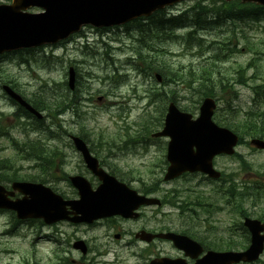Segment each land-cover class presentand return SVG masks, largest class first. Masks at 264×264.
<instances>
[{
    "label": "rangeland",
    "instance_id": "1",
    "mask_svg": "<svg viewBox=\"0 0 264 264\" xmlns=\"http://www.w3.org/2000/svg\"><path fill=\"white\" fill-rule=\"evenodd\" d=\"M219 4L220 2H215V5ZM193 5L194 2H182L166 11L178 15ZM203 5L212 6L209 1L204 2ZM128 27L130 28L128 31L121 28L103 33L87 28L80 38L76 37L71 42L40 47L31 54L23 52L22 56L9 54L5 58H0V113L4 112V116L9 118L7 122L5 121L8 134L16 140H23L26 137L25 133L20 132L25 125L17 129L14 122L10 121L15 107L3 96L2 83L15 85L17 90L27 96L38 93L46 87L51 94L56 96L66 94L71 100L70 105H65L69 110L61 115L59 112L61 108L50 113L44 110L41 114L44 126L59 136L66 132L60 140H64L62 147L73 165L79 163V158L74 150L67 146L66 139L69 134H82L96 151L101 149L106 151L109 144H114L116 147L113 148L114 157L111 162L124 172L132 171V175L141 180L155 178L162 180L164 140H153L143 131V124L147 130L154 128L155 118L158 117V108L156 105H149L148 96L153 89L160 90L162 87L154 80V73H148L135 61L134 53L137 45L132 39V25ZM184 32L185 30H178L176 34L180 36ZM200 34L205 39V43L200 48L192 47L187 50L181 40H174L158 46L156 44L160 50L157 53L170 68L175 69L179 66L197 64L210 55L204 47L211 46L212 41L220 42L217 55L225 58L216 64V68L226 80L220 87L226 86L218 90L216 98L220 97V100L217 103L218 108L214 113L213 122L219 125L218 122L223 120L231 123H236L238 120L245 121L246 112L256 108L253 104V90L259 87L264 89V18L258 23L251 22L247 18L233 23L226 21L213 29L201 31ZM70 66L76 71L73 92H69L67 87V69ZM240 76L243 81L238 80ZM240 82L244 84H239ZM183 95L188 98L184 89L178 96L183 98ZM183 99L180 104L184 105L187 99ZM167 104L166 101L165 106ZM258 105L261 107L258 109L259 112L264 111V103ZM191 115L196 118L198 111ZM27 122L29 124L30 120ZM28 127L30 128V125ZM242 135L244 141L250 139L249 135ZM29 137L45 138L44 143L49 141L44 132L30 133ZM236 151L243 156L244 162L249 167L246 174L239 168L237 160L227 157H218L214 160L216 169L225 173H237L235 182L239 183L238 188L242 179L247 181L245 179L247 175L252 176L249 181L257 179L263 182L264 151H254L244 145L239 146ZM0 157H10L13 165L19 168V173H32L26 169L25 161L14 158V151L5 137H0ZM65 171L70 173L75 169L67 168ZM57 186H60L59 181ZM161 186L164 194H168L173 189H182L191 192L193 196L200 193L208 196L213 194L214 188L200 175L182 177ZM257 189L252 192L243 211L250 217L261 218L264 221V184H260ZM239 196L235 194L233 199ZM177 199L181 202L183 198ZM215 199H217L216 194L211 201ZM250 201L259 204L252 206ZM223 204L224 199H218L220 211L213 213V216L204 213V207L197 209L198 216L192 218H187L180 208H172L168 205L159 210L153 207L151 211L154 222L158 220L157 224L180 231L199 224L198 234L194 233L198 238L205 235L208 241L222 244L230 237L234 244L238 236L242 235L237 226V222L242 219H238L236 214L227 215L229 209ZM147 214H150L149 211ZM9 220L8 214H0V264H19L25 261L27 264H32L29 260L36 264H50L46 254L52 251L53 245L48 243L46 237L53 235V228L30 224L28 227H19L13 234H7ZM226 247H229L228 243L218 249L240 250V248ZM164 250L165 253L173 254L168 246L164 247ZM260 264H264V254Z\"/></svg>",
    "mask_w": 264,
    "mask_h": 264
},
{
    "label": "water",
    "instance_id": "2",
    "mask_svg": "<svg viewBox=\"0 0 264 264\" xmlns=\"http://www.w3.org/2000/svg\"><path fill=\"white\" fill-rule=\"evenodd\" d=\"M183 1L197 0H12L10 5H0V55L41 45L55 44L78 32L84 25L106 28L127 24L140 17H150L156 11ZM204 1V0H200ZM230 2L233 0H223ZM242 4L251 3L264 7V0H239ZM37 7L44 12L29 14L25 11ZM160 81V77H156ZM68 85L74 87V72L69 69ZM5 93L37 119L41 115L33 110L10 88L3 87ZM215 102L211 98L202 101L199 115L192 119L190 114L169 103L162 130L154 138L169 139L166 160L169 163L165 181L178 177L184 172H200L211 179L219 178L212 167V160L220 154L230 155L237 144V137L212 122ZM75 147L82 154L88 168L99 177L101 185L92 191L81 177H72V185L78 190L77 201L64 202L60 196L41 184L13 183L12 189L23 195L21 201L11 202L0 186V209L11 210L17 219H42L46 224L67 220L74 224L91 223L94 220L111 216L130 217L138 205H159L156 199H144L129 191L124 185L97 167L85 144L78 137H71ZM257 149H264V142L251 141ZM69 207V210L66 208ZM250 234L249 247L243 252H207L195 264H239L252 263L259 258L264 248V225L257 220H244ZM170 239L177 249L186 255L196 256L201 248L190 239L174 235H162ZM83 248V242H78ZM162 264H173L164 259Z\"/></svg>",
    "mask_w": 264,
    "mask_h": 264
},
{
    "label": "trees",
    "instance_id": "3",
    "mask_svg": "<svg viewBox=\"0 0 264 264\" xmlns=\"http://www.w3.org/2000/svg\"><path fill=\"white\" fill-rule=\"evenodd\" d=\"M215 2V0L210 2L212 6L203 5L200 2L194 3L191 8L178 15H171L161 11L147 19V22H137L134 25L135 33L133 39L135 40L134 44L136 43L137 45L134 53L135 61L141 64L148 73H158L162 78V88L160 90L153 89L148 96L149 105L153 104L158 108V117L155 118L154 128L147 130V127L143 124V131L146 132L147 137L162 127L166 101L175 103L184 112L194 113L198 110L203 98H216L219 88L223 89L226 86L220 87L226 80L216 68V64L225 58L217 55L218 50H220V42L212 41L211 46L204 47L210 55H207L206 58H203L197 64L179 66L175 69L170 68L160 57L159 53H157L160 50L156 47V44L158 46L166 41L181 40L187 50L192 47L200 48L205 43V39L200 36L201 31L213 29L216 25L226 21L233 23L236 20H245L247 18L251 22L258 23L264 18V8L261 7L253 5L242 6L237 2L215 5ZM178 30H185V32L183 35L178 36L176 34ZM249 46L251 47L250 44ZM238 80L243 81L244 79L240 76ZM239 84L244 83L240 82ZM182 89L188 96L186 98L183 95V98L187 99V103L184 105L180 104L183 98L178 96ZM41 91L44 92L30 96L28 99V102L36 110H47L48 113L59 108L62 109L61 111L65 110V105L68 102L67 97H52L47 88H42ZM255 93L258 94V91ZM217 99L219 101L220 97ZM17 112L26 118H31L23 109L18 108ZM149 122L151 123V121ZM34 124L38 130L41 129L45 133L46 137H62L47 131V127L43 125V122H34ZM218 124L250 137L264 139L263 112L257 113L252 110L246 113L245 121L238 120L236 123H231L223 120L218 122ZM82 137L84 136L82 135ZM35 148L36 145H23L17 149L22 152V155L25 153L24 156H33ZM39 178L37 175H19L10 159L0 158V183L3 181H35ZM227 240L232 243L231 238ZM228 241L222 245H227ZM240 245L243 247L244 242Z\"/></svg>",
    "mask_w": 264,
    "mask_h": 264
},
{
    "label": "flooded vegetation",
    "instance_id": "4",
    "mask_svg": "<svg viewBox=\"0 0 264 264\" xmlns=\"http://www.w3.org/2000/svg\"><path fill=\"white\" fill-rule=\"evenodd\" d=\"M56 140H49L48 143H56ZM57 145V144H55ZM90 149V143L87 144ZM102 146V145H98ZM106 151L102 149L97 151L101 154H95L92 149L90 153L95 156L100 162V167L107 171L108 174L116 177L120 182L125 183L131 190H135L138 195L150 198L160 196L163 193V188L153 187L151 181L141 180L132 171L125 174L120 172L114 165L109 164V161L114 157V144L108 145ZM61 153L54 156H48L49 162L57 161L54 170L56 176L50 170L44 172L50 178L49 184L56 186L59 194L66 200L76 199L77 191L70 185L69 177L71 175H80L88 180L92 189L98 187V180L90 174L86 166L83 164L81 157L78 155L79 163L73 165L68 159L64 149L57 148ZM36 169L41 167V162H36ZM48 165V169H51ZM67 168H74L75 171L68 173ZM59 181L60 186H57ZM19 196H15L18 198ZM160 207L166 206L168 203L163 196V201L160 199ZM157 208V209H158ZM153 206H140L137 210V218L124 219L121 217H112L94 221L91 224L72 225L70 223H59L52 225L53 235L46 237L48 243L53 245L52 251H49L46 256L50 264H152L163 258L184 259L182 252L176 250L170 241L158 237L160 234L174 232L179 233L177 229H171L161 224L154 222ZM149 211L150 214H147ZM37 224L39 227L42 223L36 221L7 222L8 228L6 233H14L19 227ZM37 240V239H36ZM83 241L85 252L75 250L74 244L77 241ZM169 247L173 254L165 253L164 247ZM204 250H207L203 247ZM16 254L15 252H13ZM33 254V253H32ZM186 264H193L195 261L186 258ZM32 264H36L29 260ZM10 264V263H9ZM27 264V262L19 263Z\"/></svg>",
    "mask_w": 264,
    "mask_h": 264
},
{
    "label": "bare ground",
    "instance_id": "5",
    "mask_svg": "<svg viewBox=\"0 0 264 264\" xmlns=\"http://www.w3.org/2000/svg\"><path fill=\"white\" fill-rule=\"evenodd\" d=\"M45 161H49L47 158L44 159Z\"/></svg>",
    "mask_w": 264,
    "mask_h": 264
}]
</instances>
